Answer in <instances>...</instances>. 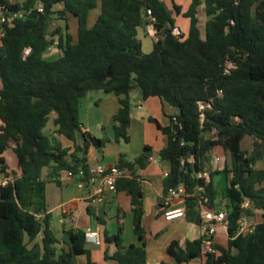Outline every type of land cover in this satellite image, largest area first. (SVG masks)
<instances>
[{"label":"trees","instance_id":"obj_1","mask_svg":"<svg viewBox=\"0 0 264 264\" xmlns=\"http://www.w3.org/2000/svg\"><path fill=\"white\" fill-rule=\"evenodd\" d=\"M98 2L101 13L88 27ZM201 6L208 18L204 33L199 27ZM172 8L182 15L174 2ZM0 9L8 17L0 24V171L10 179L0 185V264H74L81 255L96 264L84 230L67 228L69 241L63 243L56 237L47 184L61 186L60 174L78 173L90 165L92 136L80 121L90 92L118 97L114 139L129 143L134 89L144 99L159 98L178 111L167 126L149 118L167 138L158 154L170 166L164 195L184 186L190 223L200 226L201 197L208 198L210 209L223 204L220 208L229 220L227 244H216L215 253L203 250L201 237L186 241L184 247L173 242L170 255L178 263L203 257L206 264H264V0H192L184 14L190 20L187 35L174 33L177 28L163 0H0ZM19 11L27 15L10 16ZM70 18L77 21V39L69 32ZM55 21L61 24L52 31ZM149 25L158 39L145 53L139 31ZM51 47L59 50L55 58L46 56ZM247 137L252 139L250 153L241 147ZM10 149L17 171L9 173ZM216 150L230 157L229 165L216 172L226 178L223 189L215 186L213 173L209 179L200 177ZM149 163L144 155L129 159L120 154L115 164L131 172L130 178L118 182L117 191L131 197L138 243L126 246L120 226L115 236L105 235L104 242L116 248L112 255L106 253L107 261L147 264L138 172ZM255 213L260 222L239 235L241 218ZM89 215L99 220L91 207ZM61 244L66 247L58 248Z\"/></svg>","mask_w":264,"mask_h":264},{"label":"crops","instance_id":"obj_2","mask_svg":"<svg viewBox=\"0 0 264 264\" xmlns=\"http://www.w3.org/2000/svg\"><path fill=\"white\" fill-rule=\"evenodd\" d=\"M18 1L23 3L26 0ZM59 24L61 23L58 21L54 22L55 26ZM141 34L144 38L149 39V53L154 44L152 34L149 32V35L146 36L144 32L140 30L139 38ZM54 55L55 57L59 55V50L57 48H54L50 53L51 57H54ZM100 93L101 94H93L94 96H90L89 93L80 109V121L91 136L96 137L100 141L108 140L101 149H98V146H92V152L88 160L89 164L94 165L96 163H103L107 166H111L117 163L120 154H125L129 159L145 155V153L149 151L153 154L150 158L148 167L145 170L138 172L142 181L144 194L143 225L147 232V264H206V259L203 257L197 258L189 263H178L168 251L173 242H178L181 247H184L186 241H195L202 237L200 226L188 222L186 218L169 222L166 221L164 217L163 198L165 195L163 193V173L169 171L170 166L168 163L162 162L158 154L166 146L167 138L153 123L149 121V118H154L161 125L167 126L170 124V118L178 114L177 109L169 106L167 103L156 97L144 99L141 91L139 89H134L130 93L131 123L128 130L130 141L129 143H124L123 141L116 143L114 139V130H112V136L108 135V133L111 126L113 129L112 118L118 112L119 100L118 97L113 94H105L104 92ZM98 131L101 132L99 135L97 133ZM78 144H82L80 138L78 139ZM64 145L69 146L70 144L65 143ZM108 145L112 147L109 148V151L107 150ZM146 149L148 150L146 151ZM11 152L13 151L10 149L6 153V161L8 165L7 172L9 173L11 171H17L16 157L14 156L12 158V163H9L8 161V155ZM108 155L110 156L108 157ZM215 157H218V154L214 152L210 161L212 170L207 171L208 174L220 172L225 166L229 165V160L226 155L224 160L221 159L218 165H214L213 158ZM223 161L224 164L222 165ZM258 166L263 167V164H259ZM46 177L47 170H44L43 178L45 179ZM4 178H6L5 174L0 171V182ZM207 178L209 179V175ZM212 179L214 182L213 175ZM59 180L62 185L64 180L63 173L60 174ZM224 181L226 185L227 181L225 176ZM215 186L219 189L216 183ZM82 193L83 196L81 198L76 200H65L63 192H61L60 197L56 198V202L53 201L54 207L51 209L48 207L52 219L54 210L60 214L59 222L60 231L63 234V241L57 236L56 237L61 243L69 241V236L66 232V229L69 227L82 229L86 233L88 231H96L100 234V243H92L86 240L88 245H86V248L90 252L92 260L95 261L96 264H115L112 261H107L105 259L106 253L112 255L116 250L114 245L104 242L105 235L108 237L115 236L121 226L123 227L122 238L124 244L128 246L138 243L137 237L133 232L131 197L125 191H117L102 204L94 205L91 202L89 191L83 190ZM89 207L93 208V212L99 220L89 215ZM257 217L258 216L255 218L257 219ZM259 222L260 220L257 219L256 223H252L256 225ZM51 227L55 232L52 221ZM224 233L227 234V231L222 226H218L216 244L223 246V240L221 238ZM42 238L43 235L41 234L36 239V242L41 243ZM62 246L65 245L61 244L58 248H61ZM74 264H88V257L86 255L77 256Z\"/></svg>","mask_w":264,"mask_h":264},{"label":"built area","instance_id":"obj_3","mask_svg":"<svg viewBox=\"0 0 264 264\" xmlns=\"http://www.w3.org/2000/svg\"><path fill=\"white\" fill-rule=\"evenodd\" d=\"M39 11H43L42 6H38ZM148 14L151 16V11H148ZM7 14L3 13L0 9V24L8 21ZM27 15V12H15L10 16L14 19L23 18ZM153 25H149V32L154 35ZM175 34H179L180 31L176 29ZM54 47L49 49V54L53 51ZM30 50L26 51V54H29ZM221 161V158H213V164L218 165ZM67 177L78 183V188L80 190H88L90 194V199L92 204L99 205L102 204L106 199L111 195L117 192V184L119 181L130 178L131 172L127 168H121L117 165L107 166L103 163H96L94 165H89L86 170H80L78 173L67 172ZM208 173L205 172L201 174L200 177L207 178ZM164 178L168 177V172L163 173ZM10 179L4 178L0 185L6 186L9 183ZM201 192L204 190L201 188ZM186 190L183 185H179L173 188H170L164 196L163 207H164V217L166 221H174L178 219L186 218ZM199 214L201 218L200 228L202 230V241H203V250L208 253H215L216 245V233L217 227L222 226L226 231L229 227V220L227 218L226 210L220 206L223 204L219 203L218 207L215 209H210L207 207L208 198L201 197L199 199ZM254 228V224L246 217L243 216L240 221L238 234H245L251 232ZM86 240L92 243H100L101 237L100 234L96 231H88L86 233Z\"/></svg>","mask_w":264,"mask_h":264},{"label":"rangeland","instance_id":"obj_4","mask_svg":"<svg viewBox=\"0 0 264 264\" xmlns=\"http://www.w3.org/2000/svg\"><path fill=\"white\" fill-rule=\"evenodd\" d=\"M166 3V6L168 7V9L171 11L172 14V19L174 21V25L175 27L183 34L187 35L189 28H190V20L188 18L184 17V14L187 13L189 11V8L191 6L192 0H163ZM203 1V0H201ZM175 3L177 6H179L181 8L182 11V15H177L176 12H174L173 8H172V3ZM101 13V4L100 2H98V6L97 8L92 11V13L90 14L89 17V25L88 27H92L95 22L97 21V18L99 17ZM198 18H199V27L202 30V33H204L205 30V24L206 21L208 20L205 12L203 11V6H201V8H199V14H198ZM74 20V19H73ZM72 19H70L69 23V32L70 34L73 35L74 39H77V22ZM55 25L52 26V31L54 30ZM153 32L154 35H152L153 41H156L158 39V36L156 34V30L155 28H153ZM149 30L150 29H146L144 31V34L146 36L149 35ZM152 32V30H150ZM140 39L142 40V44H143V51L145 53H148L149 48H148V38H144L142 36V34L140 35ZM55 57V55H54ZM52 57V58H54ZM101 91H94V92H90V96H94L95 94H101ZM94 94V95H93ZM112 126L109 128V133L108 135L112 136L113 135V131H112ZM47 133L51 132V129H47L46 130ZM98 135L101 133L100 131L97 132ZM12 148L15 146L14 143H11ZM242 150L246 151V152H251L252 149V139L247 137L244 139V141L242 142ZM107 150L109 151V148H112L110 145L107 146ZM216 154H218V157L221 159H225V155L227 156V159L230 162V157L229 155L225 154L223 151L221 150H216L215 151ZM14 153L11 152L8 155V161L9 163H12V158L14 157ZM110 155H108L109 157ZM224 164V161L222 162V165ZM212 170L211 165L208 166L206 171ZM66 176V177H65ZM213 178H214V182L217 184V186L219 187V189H223L225 186V181H224V175L223 174H217L214 173L213 174ZM63 182L61 186H58L55 183H50L47 185V205L48 207L51 209L52 207H54V203L53 201L56 202V198L60 197L61 192H63L64 198L65 200H76L78 198H81L83 196L82 190H80L78 188V183L72 179H69L66 175V173H63ZM53 205H52V204ZM256 216L258 220H260V215L258 213H255L254 216H247L246 217L251 221V222H257V219L255 218ZM60 214L54 210L53 211V219H52V224L54 226V230H55V234L58 238H60V240L63 241V234L60 231ZM223 240V246H225L227 244V234L224 233L223 237L221 238ZM88 246V245H87Z\"/></svg>","mask_w":264,"mask_h":264},{"label":"water","instance_id":"obj_5","mask_svg":"<svg viewBox=\"0 0 264 264\" xmlns=\"http://www.w3.org/2000/svg\"><path fill=\"white\" fill-rule=\"evenodd\" d=\"M90 142H91L93 147H97L100 145L101 141L99 139H97L96 137H90ZM152 155H153L152 152L149 151V152H146L144 156L147 158H151Z\"/></svg>","mask_w":264,"mask_h":264}]
</instances>
